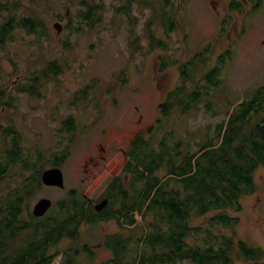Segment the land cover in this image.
<instances>
[{
  "label": "rangeland",
  "instance_id": "rangeland-1",
  "mask_svg": "<svg viewBox=\"0 0 264 264\" xmlns=\"http://www.w3.org/2000/svg\"><path fill=\"white\" fill-rule=\"evenodd\" d=\"M1 1L7 2L14 14L38 16L44 28L32 34L17 28L14 37L0 47V88L7 101V105L0 104V126L13 123L22 133L24 150L43 151L47 159L52 151L71 143L70 152L57 166L63 172L64 187L42 184L24 201V217L41 197L51 200L42 218L57 214L58 202L71 201L66 193L72 189L94 201L108 178L120 171L118 180L126 186L129 176L124 180L126 172L122 168L126 156L115 147H127L138 128L147 136L150 128L156 127V139L172 131L174 140L184 141L182 148L195 149L207 126L212 134L234 104L264 84V0L255 8L248 0H235L244 4L238 11L229 9L232 0H172L175 26L169 34L164 32L158 16L164 10L162 0H148L153 1L152 7L148 5L151 2L132 0L128 8L126 0H96L103 5L101 19L92 28L79 15L86 7L81 0ZM171 8L165 6L166 10ZM0 12L7 14V9L0 7ZM55 23L61 25L59 31ZM150 38L162 40L166 49L160 45L152 48ZM226 50L230 53L222 65L221 85L207 96L213 111L204 106L205 97L187 114L172 111L167 117L159 115V104L166 92L182 80V63L194 58L198 68L193 79L204 84L203 73ZM164 56L171 58V64L161 71L160 57ZM54 60L63 69L57 78L46 79L40 94L31 96L20 88ZM93 80L96 85L87 99L71 103L74 92ZM186 84L191 85V81ZM68 115L76 121L72 136L58 131L60 121ZM97 143L107 147L108 156L98 166H91L88 158L94 155ZM116 163L110 174L106 167ZM50 166L47 163L46 168ZM18 170L17 167L12 176L0 181V196L20 185L22 176ZM30 172L24 170V175ZM255 186V193L242 200L241 211L229 210L231 215L239 216V222L232 228L213 230L215 234L232 235L235 242L241 240L262 249L263 254L255 261L245 260L237 248L233 249V264L264 262V167L255 172ZM135 216L141 223L140 216ZM205 219L193 222L205 223ZM120 230L115 219L83 221L76 237L65 236L51 249L61 252L50 264H59L68 248L73 264H100L113 256L102 243L104 235ZM85 244L90 251L83 249Z\"/></svg>",
  "mask_w": 264,
  "mask_h": 264
},
{
  "label": "trees",
  "instance_id": "trees-1",
  "mask_svg": "<svg viewBox=\"0 0 264 264\" xmlns=\"http://www.w3.org/2000/svg\"><path fill=\"white\" fill-rule=\"evenodd\" d=\"M141 1L151 2L148 5L153 6V1ZM162 1L164 10L158 16L164 32L169 34L175 26V6L172 0ZM131 2L126 0L125 7ZM248 2L252 8L261 4V0ZM81 3L86 7L79 15L92 28L101 19L103 4L96 0H81ZM170 5L171 10H166L165 6ZM243 5L232 0L229 9L238 11ZM0 7L7 9V14L0 12V47L14 37L17 28L29 34L43 31V21L38 16L14 14L9 4L1 0ZM155 41L150 38L152 48L160 45L166 49L162 40ZM229 53L224 51L203 73L204 84L193 79L198 68L194 58L182 63V80L166 92L159 104V115L167 117L172 111L187 114L196 109L211 89L220 87L219 76ZM160 59L162 71L171 64V58ZM58 63L57 60L48 62L20 88L37 96L46 79L57 78L61 73L63 68ZM188 80L191 85L186 84ZM95 85L93 80L75 91L71 103L87 99ZM4 94L0 88V104L7 105ZM204 106L212 110L208 97ZM227 114L226 119L215 125L212 134L209 126L205 128V134L193 150L182 148L184 141L174 140L172 131L156 139L153 137L156 127L150 128L147 136L134 137L124 167L129 180L126 186L120 181L118 186L117 182L113 185L117 186L118 193L113 196L109 192L111 199L103 212L93 216L85 212L82 204L65 205L62 200L58 202L57 214L45 219L32 213L24 217L23 203L42 186L41 172L47 163L50 167L60 166L71 143L52 151L47 159L43 151L24 150L22 133L13 123L1 125L0 181L12 176L17 167L22 181L0 196V264H50L61 252L59 249L51 252V249L63 237H76L83 221L95 223L106 219H115L121 230L104 235L102 243L113 256L100 264H233L230 253L235 248L245 260H257L263 254L261 248L241 240L235 242L232 235L215 234L213 230L234 227L239 216L231 215L229 210L241 211L242 200L256 191L255 172L264 167V84L234 104ZM159 122L160 117L156 125ZM75 129V118L68 115L60 121L58 131L72 136ZM24 170L31 172L25 176ZM135 214L140 216L141 223H137ZM201 217L206 218L205 223L193 222ZM70 249L63 251L59 264L74 263ZM83 249L90 251L87 244Z\"/></svg>",
  "mask_w": 264,
  "mask_h": 264
},
{
  "label": "flooded vegetation",
  "instance_id": "flooded-vegetation-1",
  "mask_svg": "<svg viewBox=\"0 0 264 264\" xmlns=\"http://www.w3.org/2000/svg\"><path fill=\"white\" fill-rule=\"evenodd\" d=\"M76 129L74 130V133H75ZM143 131L140 130L139 128L135 131V133L132 135V137L130 138V140L128 141V144H127V147L126 146H118V147H115V150H119L120 153H122L123 155L126 156V161L123 165L122 168L125 167L127 161H128V155H127V151L134 139V137L136 136H143ZM111 139V138H110ZM110 139H106L105 142H107L108 144L110 143L111 145L115 146L114 142H112ZM71 147V145H70ZM70 152V151H69ZM108 150H107V147H105L102 143H97L95 145V152H94V155L90 156L88 158V160L90 161L91 163V166H98L102 161H105L107 159V156H108ZM87 163L86 162V166H87ZM118 163L116 164H113V165H108L106 168L109 169V173L111 174L112 171H114V169H116V166H117ZM105 168V169H106ZM120 168V170L122 169ZM87 170H89V168H87ZM107 170V169H106ZM119 170V171H120ZM121 173V171H120ZM119 173V174H120ZM119 174H112L111 177L108 178V181L106 182L105 186L102 187V189L100 190V192L98 193V195L95 197V200L92 201L90 199L89 196H87L85 193H81V192H77L76 190L72 189L70 190L69 192L66 193V197H69L71 199V201L65 199V205H73V206H80V204H82L84 206V210L85 212H90V215H97L98 213H101L103 212V210L105 209V207L108 205V203L110 202V194L109 192L115 196L117 193H118V189L116 188L119 184ZM124 175V180H126L127 178V174H123ZM117 182V186L114 188V184H116ZM56 187V186H55ZM103 199L106 200V204L104 206H102L100 209H96V205L99 204ZM69 201V202H68ZM93 209L95 211H93ZM48 211V210H47ZM46 211V212H47ZM44 216V215H42ZM40 216V217H42ZM36 217V216H35ZM49 253V252H48ZM262 264H264V262H261ZM250 264H260V263H257V262H252Z\"/></svg>",
  "mask_w": 264,
  "mask_h": 264
},
{
  "label": "water",
  "instance_id": "water-1",
  "mask_svg": "<svg viewBox=\"0 0 264 264\" xmlns=\"http://www.w3.org/2000/svg\"><path fill=\"white\" fill-rule=\"evenodd\" d=\"M54 26L56 27L57 31L61 29V25L59 23H55ZM41 182L47 186H56L63 188L64 177L62 170L57 166L45 168L41 172ZM105 204L106 200L103 199L99 204L96 205V209H100ZM50 206L51 200L47 197H41L33 205L31 213L36 217H40L46 213Z\"/></svg>",
  "mask_w": 264,
  "mask_h": 264
}]
</instances>
